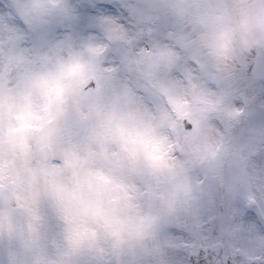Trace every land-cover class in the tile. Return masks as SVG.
I'll return each instance as SVG.
<instances>
[{
    "label": "clouds",
    "instance_id": "9594fccd",
    "mask_svg": "<svg viewBox=\"0 0 264 264\" xmlns=\"http://www.w3.org/2000/svg\"><path fill=\"white\" fill-rule=\"evenodd\" d=\"M0 31V264H174L165 225L214 194L264 208L239 139L243 65L264 58V0H160L162 44L31 33L72 21V0H11ZM239 264L264 259L240 249Z\"/></svg>",
    "mask_w": 264,
    "mask_h": 264
},
{
    "label": "rangeland",
    "instance_id": "374dc122",
    "mask_svg": "<svg viewBox=\"0 0 264 264\" xmlns=\"http://www.w3.org/2000/svg\"><path fill=\"white\" fill-rule=\"evenodd\" d=\"M72 3L77 9L75 19H56L45 30L31 33L29 46L60 39L69 33L99 36L105 31L107 21L121 18L141 25V31L147 30L152 36L150 43L159 45L175 24L174 17L157 12L160 0H72ZM5 17H13L11 0H0V31L5 26H18L5 21ZM126 49L121 43L114 50L120 55ZM234 102L245 111L239 139L259 178L264 175V58L257 55L243 65ZM165 232L172 243L174 264H190L191 252L216 242L223 243L227 252L254 250L264 246V208L253 206L239 193L221 209L215 195L210 193L202 204L199 219L190 226L181 220L169 222Z\"/></svg>",
    "mask_w": 264,
    "mask_h": 264
},
{
    "label": "snow or ice",
    "instance_id": "6c2138e0",
    "mask_svg": "<svg viewBox=\"0 0 264 264\" xmlns=\"http://www.w3.org/2000/svg\"><path fill=\"white\" fill-rule=\"evenodd\" d=\"M131 19H135L134 16L130 17ZM118 27L125 29V36L118 40L116 44H124L127 48L129 47H137L142 44L150 43L152 40V36L149 34L147 30L141 31V25L135 23H129V20L121 18L118 21ZM152 44V43H151ZM213 254L214 250H213ZM243 256V253L236 252L234 258H229L227 264H239ZM198 264H209V260L204 258L201 255V259L199 260ZM248 264V262H246ZM250 264H264V259H253L250 261Z\"/></svg>",
    "mask_w": 264,
    "mask_h": 264
},
{
    "label": "water",
    "instance_id": "95a60500",
    "mask_svg": "<svg viewBox=\"0 0 264 264\" xmlns=\"http://www.w3.org/2000/svg\"><path fill=\"white\" fill-rule=\"evenodd\" d=\"M213 250L215 254H213ZM201 255L209 260V264H227L230 257H235V254L226 256L223 251V247L221 245H216L211 248H202L200 253L191 255L190 261L192 264H198L201 259Z\"/></svg>",
    "mask_w": 264,
    "mask_h": 264
}]
</instances>
